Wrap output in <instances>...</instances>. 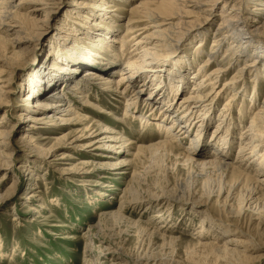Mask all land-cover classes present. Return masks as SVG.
<instances>
[{
    "label": "rangeland",
    "instance_id": "1",
    "mask_svg": "<svg viewBox=\"0 0 264 264\" xmlns=\"http://www.w3.org/2000/svg\"><path fill=\"white\" fill-rule=\"evenodd\" d=\"M108 1L111 5L108 10L114 8L112 14L116 15L122 24L117 34L113 35L112 39H108L112 46V50L109 49L108 52L112 51L114 55L121 53L120 41L123 40L121 37L131 14V8L136 7L140 2L158 4L165 2L169 5L173 3V0ZM223 1L219 0L213 8H209L208 4L204 5L203 8L210 9L205 13L192 10L196 16L204 17L203 21H207L203 29L206 33L203 46L206 53L192 65L191 75L205 60L213 36L219 37L220 30L216 29L221 14L225 10L227 14L231 12V3H235V1L230 2L227 8H224ZM253 1L249 4V13L246 15L255 20L252 24L255 25L253 27L256 31L264 34V6L261 5L262 0ZM7 2L18 3V0H7ZM67 2L70 5H67ZM72 2L74 0H54V4H61L59 10L54 14L48 13L46 18L44 13L37 14L34 25L33 22L30 25L26 24L27 21L22 17L15 16L11 24L18 22V27L14 30L6 32L0 27V52L7 56L6 61L17 69V73L11 75L0 59L1 79H13L11 87L13 93L7 96L0 95V103H5L3 100L13 102L9 107L0 106V115L7 113L6 126L1 128L3 131H8L12 123H16L20 116H24L20 115L23 112L21 107L26 104L24 98L28 92L24 86L20 88L19 84L25 77L40 72V64L47 57L46 50L50 48L51 42L58 41L56 34L59 33L60 19L70 10ZM88 2L90 0H87ZM49 7L53 8V12L56 11L57 6L49 5ZM16 11L21 14L25 12L23 9ZM3 21L5 20L1 18L0 22ZM185 27L186 25H182L183 30ZM179 30L182 31L181 25ZM128 46L130 43L127 48ZM165 46L166 44L163 43L159 47ZM10 49H14L16 54H8ZM190 50H193L192 46H189ZM223 50L220 51L218 58L225 53ZM101 62L103 61L98 57V63ZM125 63L126 58H123L119 65L121 70ZM244 63L243 60L239 61V67ZM98 66L101 67L100 64ZM209 67V70L213 69L214 63ZM235 67H230L225 73H221L218 76L220 81L217 83L221 85L223 80H229L236 72L237 67ZM260 67L259 65L258 68ZM91 69L96 67L93 64L82 63L76 75L80 84L88 85L83 72ZM121 70L115 72V80L122 73ZM243 74L250 83V87H245L247 90L246 106L243 108L245 114L240 120L237 109L242 100H239L233 109L234 119L239 125L238 128L236 127L235 143L229 150L231 157L218 158L225 163L232 162V158L237 155L240 133L249 125L254 106L258 107L264 100V77L259 80L258 96L255 100L256 104L253 105L250 104L249 97L252 93L251 86L254 84V73L245 71ZM200 77H202L201 73L196 79ZM145 80L147 89H144L136 102L143 111H146L147 102L149 103L148 92L153 91L157 79L153 81L154 83H149L148 78ZM99 82L101 80L93 84L89 83L93 89L84 93L87 99L85 102L75 97L81 93L71 89L73 86L71 81L64 85L58 82L56 86L49 87L45 93L47 98L42 101L53 103L50 97H57L52 93L59 91L65 97L61 102L60 110L66 107L68 101L73 109L72 112L85 116L83 119L87 116L94 118L100 125L98 122L91 125V119L60 125L57 120L47 118L48 115L62 117L56 112L58 110L52 112V109L45 107L46 110L39 116L40 121L32 123L29 127L23 128L21 125L12 134L9 140V147L12 148L0 149V154L14 156L8 169H0V248L2 247L4 252V256L0 257V264H86V259L93 264H264V187L260 189V193H255L256 184L251 178L244 179L236 170L227 169L222 164L202 167L199 164L185 162L181 157L164 156L146 148L139 151L133 149L132 153L135 155L131 157L121 156L114 159L116 157H109L110 154L100 146L101 144L86 146L89 140L87 131L91 128L95 130L99 126L102 129L107 127L121 131L133 141L134 147L156 142L163 132L152 131L150 128L144 131L139 120H135L132 113L128 114V110L124 111L129 100L125 103L122 96L112 94L105 89L100 90L106 86ZM193 83H186L184 89L175 97H169L167 104L175 105L179 97L182 98L190 93ZM226 93L224 92L223 95ZM32 94L40 95L36 90H32ZM224 101L225 97L220 95L215 105L213 103L210 106L213 120L208 129L211 132L221 119L218 113L222 112ZM91 104L100 107L103 113H96V109ZM175 115H180L176 105ZM115 116L125 121L116 122ZM24 123L28 124L26 121ZM25 130L33 140L31 146H19L18 142ZM98 132L99 129L95 134ZM192 134L191 131L187 133L181 144H173L177 152L186 150L190 145V139L194 137ZM103 135L100 134L98 137H104ZM206 138H209L208 135ZM97 145L99 147H96ZM212 145L210 143L209 147ZM191 147L200 149L198 144ZM4 156L1 155L0 160H4ZM193 156L197 163L214 159L213 155L202 158L195 153ZM73 157L77 159H70ZM254 158V167L258 169V156ZM123 159L126 160V165L121 168L127 173L119 174L116 173L119 170L109 169L111 163ZM23 160H27L32 170L31 174L18 173V166ZM87 161H89L88 165L79 164ZM247 162L248 160L245 164H235V166L250 173L246 167ZM34 174L39 175V180L35 179ZM260 177L263 178L264 174ZM121 205L124 207L118 211L117 208ZM109 212L114 215H106ZM99 223L102 225V231L98 233ZM157 231L160 234H156ZM87 234L99 235L100 238L95 243L107 251L104 250V253L100 254L98 249L91 247L93 255L86 254L85 250L90 248V240L84 237ZM233 237L245 240L250 249L243 251L241 246H236L238 245L236 242L234 245L229 241ZM204 242L210 245L204 247L201 244ZM216 246L228 247L230 250L218 251L214 248ZM96 258L97 262H95Z\"/></svg>",
    "mask_w": 264,
    "mask_h": 264
},
{
    "label": "bare ground",
    "instance_id": "2",
    "mask_svg": "<svg viewBox=\"0 0 264 264\" xmlns=\"http://www.w3.org/2000/svg\"><path fill=\"white\" fill-rule=\"evenodd\" d=\"M115 1L126 2L127 0ZM218 1L219 0H173L172 5L166 4L165 2H161L160 4L140 2L136 7L130 10L131 14L126 21L124 34L121 37L123 40L120 41L121 46L119 51L121 53L120 55H114L112 51L111 53L108 52L109 49L112 50L110 40L108 41V39H112V36L117 34L122 24H120L117 16L112 14L114 8L108 10V8L111 7L109 1L90 0V2L87 3V0H74L70 10L60 19V27H58L59 33L56 34L58 41L53 40L56 42H51L50 48L46 50L47 57L44 58V61L42 60L40 64V72L34 76L30 75L25 77L23 82L19 84L20 88L24 86L28 92L27 96L24 98L26 104L21 107L23 112H21L22 114L20 115L24 116H20L19 121H23L24 119L23 122L26 121L28 124L16 121V123H12L8 131H3L1 128L6 126L7 113H2L0 115V149L12 148L9 147V140L12 134L15 133L21 125L23 128L24 126L29 127L32 123L40 121L39 116L46 110L45 107L52 109V112L58 110L56 112L62 117L48 115L47 118L57 120L60 125L78 123L86 119H91L90 122L92 123L89 122L91 125H94L93 123L95 122H98V125H100L99 121L94 118H89L87 116L86 119H83L85 116L75 111L72 112L71 110L73 109L68 101L66 102V107H62L63 109L60 110L59 108L62 106L61 102L65 100V97H63L64 95L59 91H54L52 93V95L56 94L57 96L50 97L53 103H43L42 100L47 98L45 93L49 87L56 86L58 82H62V85H64L71 81L73 85L71 89L76 90L77 93H81V95H75V97L85 102L87 99L84 93L90 92L93 89L92 85H89V83L93 84L97 80H101L99 84L101 83V85H105L106 87L100 88V90L105 89L112 94L122 96L123 99H125V103L129 100L124 107V111L126 112L128 110V114L129 112L132 113L134 119L139 120L144 131L150 128L152 131L157 130L158 132H163L156 142L150 143L147 146L134 147L132 145L133 141L123 135L121 131H114L107 127H103L105 129H102V127L99 126L95 130L91 128L87 131V139H89L86 144L87 147L101 144L100 146L106 149L110 154L109 157H116L114 159H118L117 157L121 156L125 158H127V156L131 157L135 155L132 153L133 149L139 151L146 148L151 149L157 154L162 153L164 156L181 157L185 162L199 164V166L202 167L205 165L222 164L227 169L236 170L244 179L251 178L254 184H256L255 188L257 192L255 193H260V189L264 187V177H260L261 174H264V100L258 107L255 105V100L258 96L259 80H261V77H264V34L256 31L253 27L255 25L252 24L255 20L248 18L246 15L249 13V4L253 0L223 1L222 7L224 8H227L230 2L235 1V3H231V12L227 14V10H225L221 14L222 16L216 29L220 30L218 34L219 37L215 38L213 36L214 39L212 40L210 50L206 54L205 60L199 65L196 72L194 70V73L191 75L192 65L206 53L203 47L206 33L205 31L203 32V29L207 21H203L205 19L204 17L196 16V13L192 10L204 13L208 12L210 9H205L203 6L208 4L209 8H213ZM53 2L54 0H18V3H12L7 2V0H0V17L5 20L0 22V27L6 32L14 30V28L18 27V22L16 21V23L11 24V20L13 21L12 18L15 16L22 17L27 21L26 24L30 25L33 22L34 25L36 22L35 16L37 14L44 13V18H46L48 13L54 14L59 10L58 8L61 7V4L59 3L58 5V3L54 4ZM261 3V5L264 6V0H262ZM49 5L54 7L57 6L55 9L56 11L53 12V8H50ZM67 5H70V3L67 2ZM185 6L188 8L185 9ZM19 9H23L25 12H23V14L18 13L16 10ZM6 20L8 21L6 22ZM180 25L182 31L179 30ZM182 25H186L184 30ZM113 41L115 42V40ZM196 41L198 42L196 43ZM129 43L130 46L127 48ZM163 43H165L166 46L160 48L159 46ZM225 43L226 45L228 44V46H226ZM189 46H192L193 50L189 51ZM224 48L225 50H223ZM222 50L225 53L218 58ZM8 54L13 55L16 54V52L14 49H10ZM98 57H100L103 62L98 63ZM6 58L7 56L0 52L2 64L6 65L8 73L15 75L17 73L16 67L8 63ZM123 58H126V65L121 70L119 65ZM242 60L245 63L243 66L239 67V61ZM82 63L88 65L93 64L96 67V69L83 72V77L88 81V85L80 84L81 82L78 81L76 76ZM212 63H214V68L209 70V66H211ZM98 64H100L101 67L98 66ZM259 65L261 66L260 69L258 68ZM230 67H235L236 72L230 76L229 80H223L221 83L222 86L219 85L217 83L220 81L218 76L221 73H225ZM249 67L252 68L249 69ZM119 69L122 73L117 77L118 79L115 80V72L117 73ZM245 71L254 73V84L251 86L252 93L251 96L248 97L250 98V104L256 107L254 106V110L250 116L249 125L240 133L237 155L232 158V162L229 161L225 163L218 160V158L223 159L225 157H231L229 150L235 143V132L238 128L237 125H239V122L237 123L234 119L233 109L239 100L243 101L238 104L237 113L239 114V119L241 120L244 118L245 114L243 111V108L246 106L245 96L247 95L245 87H250V83L243 76ZM199 73L202 74V77L196 79ZM145 78L149 79V83H152L155 79H157V81L155 82L153 91L150 90L148 92L147 100L149 103L147 102L146 111H143L139 109L136 102L144 92V89H147L148 85ZM12 80V78H7V80L1 79L0 75L1 96H7L13 93V91H11L13 85ZM75 80L78 82H75ZM189 82H194L190 88V93L182 98L179 97V100L176 101V103L174 102L176 110L178 112L180 111V115L177 116L175 115V105L172 103L167 104V101L170 96L175 97L182 91L186 83ZM29 88L31 90H29ZM32 90L38 91L40 95H33ZM224 92L227 93L223 95ZM220 95L225 97L223 104L224 108L222 112L218 113V116L221 117L217 123L218 126L214 127L211 132L208 129L213 120L210 106L213 103L215 105L217 97ZM155 100H158V102ZM3 101L5 103H0V106L3 107H9L13 103L10 100ZM91 106L96 109V113H103L100 111V107L92 104ZM171 120H173V122H171ZM114 121L124 122L125 120L115 116ZM98 129L99 132L95 134V131H98ZM26 131L27 130L24 131V134L18 142L19 146H31L33 143L32 138ZM190 131L193 132L192 135H194V137H192L193 139H190V145L186 147L184 152H177L173 144H181L183 142V137L187 135V133H190ZM100 134H104V137H98ZM207 135L209 137L208 139L206 138ZM94 136L96 139H94ZM210 143L213 144L212 147H209ZM194 144L195 146L198 144L200 149L197 150L196 147L192 148L191 146ZM96 147L99 146L97 145ZM15 148L16 147H14V149ZM16 152H18V150ZM195 153L202 158L213 155L214 159L197 163L193 156ZM1 155L4 156L0 154V157ZM12 155L13 154L4 156V160H0V169L9 168V163L14 159ZM254 156H258L259 159L257 162L258 169L254 167L253 164L255 160V158L253 159ZM70 159L77 158L73 157ZM247 160L248 162L252 161V163H246V167L250 170L252 175L245 172V170L239 166H235V164H245ZM88 163L89 161L80 162L79 164L85 166L88 165ZM125 163V159L111 163L109 169L119 170L116 171V173L119 174L127 173L125 169L121 168L126 165ZM100 166L104 165L100 164ZM18 173H32L27 160H23V162L19 164ZM34 176L36 180H39V175L34 174ZM6 193L9 194V192ZM157 197L161 198L162 196ZM252 197H250V199ZM123 207L124 206L121 205L117 210L120 211ZM106 215L111 216L114 214L109 212L106 213ZM156 216L159 217V215ZM98 227L99 233L102 231L101 223L98 224ZM156 234H160L159 231H157ZM84 237L90 240V248L85 250L86 254L93 255L91 247L98 249V253L100 254L104 253L105 248L102 249L100 245L95 243V241L100 238L99 235L87 234ZM229 241L233 242L234 245L236 242V244H238L236 246H241L243 251L250 249V246L247 245L248 243L245 240L233 237ZM201 244L204 245V247L210 245V243L206 242ZM214 248L222 252L223 250H230L228 247L221 248L216 246ZM232 250L236 251V249ZM108 252H110V250H108ZM1 256H4L2 247L0 248V257ZM85 262L86 264H93L89 259H86ZM95 262H97V258Z\"/></svg>",
    "mask_w": 264,
    "mask_h": 264
}]
</instances>
